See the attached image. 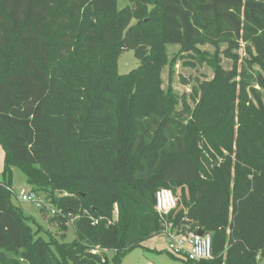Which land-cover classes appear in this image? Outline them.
I'll use <instances>...</instances> for the list:
<instances>
[{
  "label": "trees",
  "instance_id": "16d2710c",
  "mask_svg": "<svg viewBox=\"0 0 264 264\" xmlns=\"http://www.w3.org/2000/svg\"><path fill=\"white\" fill-rule=\"evenodd\" d=\"M242 45L248 58L241 72L227 70L222 56L237 63ZM168 46L214 73L186 114L170 89L162 90V70L178 59L168 60ZM125 50L140 66L121 75ZM0 144V254L9 259L122 264L162 230L157 191L182 189L192 201L174 212L176 221L186 217L192 229L213 236V259L180 261L259 264L264 0H128L123 8L119 0H0ZM11 165L60 210L50 222H61L62 237L39 236L11 205ZM32 169L41 175L33 178ZM72 219L75 239L59 241Z\"/></svg>",
  "mask_w": 264,
  "mask_h": 264
},
{
  "label": "rangeland",
  "instance_id": "374dc122",
  "mask_svg": "<svg viewBox=\"0 0 264 264\" xmlns=\"http://www.w3.org/2000/svg\"><path fill=\"white\" fill-rule=\"evenodd\" d=\"M128 0H119V7L123 8L127 5ZM203 52L209 54H214L215 49L212 46H202L199 48ZM222 51L227 50V46L221 47ZM168 60L171 61L174 57L178 58L176 55L180 52V47L178 46H168ZM238 56L237 63L233 60L222 56V64L227 70L238 69L241 72V67L243 65L244 59L248 58L246 49L242 45L240 48L235 50ZM140 66V59L135 55L133 50H125L119 57L117 63V71L121 75L129 74L133 70ZM259 70V68H255ZM213 70L204 63L200 58L194 56L193 54L188 55L183 54L177 59V62L173 69L169 66L165 67L161 73V79L163 82L162 90L168 92L170 89L173 96L177 100L176 110L179 114H186L192 111L200 99L199 86L201 82L209 81L213 78ZM194 87V89H193ZM258 88V87H257ZM185 116V115H184ZM204 145L209 146L210 154L216 156L215 150L210 146L207 141H204ZM202 151L204 154L213 160L212 156L206 152L204 146H202ZM214 156V157H215ZM5 151L0 144V182L3 181V174L5 172ZM31 174L33 178L40 176L41 172L38 169H32ZM8 180L11 184L10 190V203L13 207L18 208L24 216L29 218L28 223L32 226L34 232H38L39 236H42L46 240H52V238L62 237L64 231H62V226L60 221L50 222V218L55 216H60L61 213L53 215L48 209H41L37 207L34 203L24 202L21 197L26 194L28 188H37L34 184H28L27 178L21 167L17 165L10 166V172H8ZM9 190V189H8ZM9 190V191H10ZM33 190V189H32ZM35 193V192H34ZM37 197L43 199L45 203L52 209L56 208L50 204L49 199L46 198V193H35ZM178 198V211H185L186 203H190L192 198L189 195L188 190L183 193L182 189L175 192ZM59 196V195H58ZM46 213V215L44 214ZM60 212V210H59ZM178 212V213H179ZM75 222L71 221L68 223V228L63 239L66 243H70L75 239ZM146 244V248L136 247L131 251H128L123 258L122 264H185L182 260L173 258L172 255L166 252H159L158 248H163V241L157 243L155 248L154 239ZM154 246V247H153ZM155 249V250H154ZM109 257L112 258L113 254L108 253ZM0 264H29L17 258H10L0 254ZM31 264V263H30ZM35 264V262H34ZM259 264H264V257L261 258Z\"/></svg>",
  "mask_w": 264,
  "mask_h": 264
},
{
  "label": "built area",
  "instance_id": "2783aa9c",
  "mask_svg": "<svg viewBox=\"0 0 264 264\" xmlns=\"http://www.w3.org/2000/svg\"><path fill=\"white\" fill-rule=\"evenodd\" d=\"M21 200L34 203L41 209H48L53 215L60 213L58 209H52L43 202V199L37 197L32 189L28 188ZM155 201V209L163 219V226L160 234L153 239L163 241L164 249L170 255L184 261L198 262L213 259V236L206 232L204 235H199L198 231L201 229H192L186 217L176 221L174 212L178 209V198L175 193L169 189H161L157 191ZM115 219H118L117 210ZM71 221L75 222V219ZM92 221L93 225L98 224V220L92 219ZM99 251V248H96L92 253L97 254Z\"/></svg>",
  "mask_w": 264,
  "mask_h": 264
},
{
  "label": "crops",
  "instance_id": "0c3cea01",
  "mask_svg": "<svg viewBox=\"0 0 264 264\" xmlns=\"http://www.w3.org/2000/svg\"><path fill=\"white\" fill-rule=\"evenodd\" d=\"M154 241H156V243L154 244V245H155V248H156V247H157L156 245H157V243H158L159 241L156 240V239H155ZM149 242L151 243V242H153V241L150 240V241H148L147 243H149ZM147 243H146V244H147ZM145 246H146V245H145ZM153 247H154V246H153ZM157 248H158V247H157ZM158 249H159V252L162 251V252H166V253H168V252L164 249V245H163V248H158ZM154 250H155V249H154ZM168 254H169V253H168ZM172 256H173V255H172ZM173 257H174V256H173ZM174 258L176 259L177 257H174ZM177 259L179 260V258H177Z\"/></svg>",
  "mask_w": 264,
  "mask_h": 264
},
{
  "label": "water",
  "instance_id": "95a60500",
  "mask_svg": "<svg viewBox=\"0 0 264 264\" xmlns=\"http://www.w3.org/2000/svg\"><path fill=\"white\" fill-rule=\"evenodd\" d=\"M198 234L199 235H204L205 234V231L203 229H201V230L198 231Z\"/></svg>",
  "mask_w": 264,
  "mask_h": 264
}]
</instances>
